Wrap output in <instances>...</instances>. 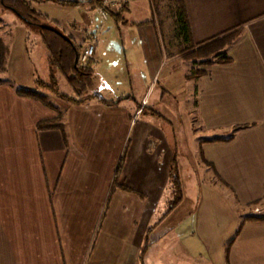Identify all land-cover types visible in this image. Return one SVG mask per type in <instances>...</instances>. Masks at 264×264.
<instances>
[{
  "label": "crops",
  "instance_id": "0c3cea01",
  "mask_svg": "<svg viewBox=\"0 0 264 264\" xmlns=\"http://www.w3.org/2000/svg\"><path fill=\"white\" fill-rule=\"evenodd\" d=\"M101 1L49 0L36 9H45L40 13L60 32L54 14L68 15L71 34L63 31L65 38L80 51L93 44L94 53L104 28L131 21L138 29L149 76L161 74L181 100L185 86L193 85V116L207 136L193 139L194 155L189 153L198 159L193 171L198 179L211 177L221 190L201 191V205L194 209L182 212L181 201L168 212L172 166L179 175L185 170L178 164L188 148L181 128L172 129L168 139L163 127L134 123L120 100L102 99L104 105L94 98L75 106L58 96L54 105L63 112L65 143L59 131L39 132L36 127L56 113L15 92L34 90L29 78L24 87L1 85L0 180L18 185L0 191V264H264V222L246 221L235 236L243 219L261 217L249 216V207L251 213L264 212V0H183L193 45L242 30L228 50L233 63L204 68L206 74L193 81L185 80L189 63L165 55L148 0H131L123 14L113 12L98 25L93 10ZM17 32L8 47L7 64L14 68L26 56L25 37L20 28ZM237 126L248 127L228 143L207 142L230 136ZM24 133L25 157L21 151L11 152L22 148ZM158 133L162 149L157 147ZM8 134L20 145L8 143ZM160 228L178 233L163 252L173 250L166 262L162 255L151 259L149 254L151 245L159 244L152 235ZM232 239L226 263L224 248Z\"/></svg>",
  "mask_w": 264,
  "mask_h": 264
},
{
  "label": "rangeland",
  "instance_id": "374dc122",
  "mask_svg": "<svg viewBox=\"0 0 264 264\" xmlns=\"http://www.w3.org/2000/svg\"><path fill=\"white\" fill-rule=\"evenodd\" d=\"M40 11L44 12L45 9H40ZM40 11L38 13H40ZM54 15L58 18L57 22L61 25V31L71 34V30L67 25L69 19L68 15L61 14L57 16V13ZM165 20L166 21L162 22V31L160 27L157 26L159 33L158 39L161 42L164 53V36L166 39L165 41L176 42L172 37L171 20ZM96 21L98 25L105 23L101 22L98 18ZM128 22L131 23V21ZM130 23L123 24L119 22L117 23L118 25H116V23H110L108 27L102 30L100 34L101 37L97 38V49L92 56V69L95 75L92 81V88L86 93L84 99L89 100L99 96L101 100L103 99L109 103H116L120 100V106L125 107V109L133 115L134 123L146 124L159 129L163 127L165 131H167L165 132V137L168 139L173 135L172 129L176 131L181 128V135H183V137L185 136V144L188 146L186 152V154H188H184L185 156L178 161L180 168L185 169L184 172L179 175L182 188V212L187 209H194L201 205V191L213 188L214 190H221V187L214 180L210 181L211 177H209L208 172L207 176L209 179H206V176L198 179L193 171L195 170L198 160L196 157L192 156L194 154L190 150H195L193 139L195 136H198L200 140L207 138L206 135L200 132V124L193 116L194 97L192 93L194 92V87H192L193 85L187 84L184 91V93H186L185 99L181 100V98H179L180 93L172 90V87L170 88L169 85L164 82L163 77L160 79L161 74L157 72L154 74V79H152V77L149 76L144 53L141 50L142 42L139 41L138 29ZM40 24L53 26L48 23V21H41ZM17 28L21 29L25 37L23 50L26 56L25 59L21 58L20 61H22V64L21 66L18 65V69L16 68L18 67L17 64L15 68L12 64H7L5 72L0 74V79L3 82L13 84L17 87H24L27 78H29L31 89H37L41 95L47 97L56 105L59 100L57 99L58 96H63L65 99L73 98V92L66 80L60 74L51 72L50 69H48L47 52L40 42L38 27L23 23L13 13L3 12L0 14V38L8 47H11V43L19 35ZM129 47H132V49L129 50ZM165 55L167 56L168 54L166 53ZM189 66L190 63L184 67V70L186 72L188 71V73H190L188 70ZM47 69L49 71H47ZM22 76H26V79ZM40 83H44L50 87H42ZM54 90L57 91L58 95L55 94ZM51 94H53L56 99L53 98ZM130 95L131 98H127L128 96L130 97ZM94 102L95 101H92V103ZM7 126L10 128L11 124L7 122ZM155 136L159 140L157 147L162 149L161 133ZM27 138L28 134L24 133L22 148L17 147L11 150V152L14 151L19 153L21 151L25 157L27 152L25 142ZM7 142L13 146H16V144L20 145L19 140H11L9 134ZM152 142L154 143V139ZM28 150H30L29 144ZM17 185L15 180H0V191L4 190L5 186L10 190L17 187ZM4 193L5 192H2V194ZM0 197H2V195H0ZM173 197L175 196L170 197L171 201ZM2 204H4V197ZM7 204H10V202L8 201ZM251 211V207L246 211L249 216L250 214L264 216V212L262 211H260V215L256 214L254 210L253 213H251ZM182 212L173 213L174 218L171 219V221H174ZM241 212L242 211L239 210V213ZM246 212L244 211V214ZM244 214L242 212V215ZM176 234L178 233L168 229H158L152 235L154 238L159 239V244L154 245L153 243L151 245V250L149 252L151 259L153 257L158 258L162 255V261H167L169 256L173 254L171 253L173 250L172 248H168L165 254H163V252L168 245L172 244L176 236L178 237Z\"/></svg>",
  "mask_w": 264,
  "mask_h": 264
},
{
  "label": "trees",
  "instance_id": "16d2710c",
  "mask_svg": "<svg viewBox=\"0 0 264 264\" xmlns=\"http://www.w3.org/2000/svg\"><path fill=\"white\" fill-rule=\"evenodd\" d=\"M49 0H0V14L3 12L13 13L23 23L31 26L38 27V36L41 44L44 46L47 52L48 65L51 72L60 74L68 83L71 88L74 97L66 99L70 104L78 106L84 104L86 101L84 96L92 88V81L94 79V73L92 69V59L90 58L85 64L79 62L80 48L76 47L72 42H69L57 26H47L40 24L41 21H46L42 14L38 13L36 5L47 2ZM102 2V1H101ZM99 2V4H101ZM67 7H77V3L73 2H60ZM97 4V5H99ZM126 3H122L116 13V16L123 14L126 9ZM152 23L160 27L162 31V22L165 19L171 20L174 41H165L163 37V45L165 53L168 55L177 56L182 62L190 63L192 69L190 73L185 77L186 81H193L204 76V68L212 66H227L233 63L232 58L228 55V50L231 48L241 37L242 30L240 28L226 31L220 35H217L205 42L197 45H193L190 39V31L188 22L185 18L183 0H152ZM109 14H113L109 12ZM9 56L8 46L0 39V74H3L6 70ZM78 59L75 64V59ZM8 84L0 79V86ZM42 87H50L44 83H40ZM56 95L57 91L54 90ZM15 92L20 96H25L33 100L38 101L40 104L56 113V118L52 120L42 121L37 124V130L39 132H46L57 130L62 135L63 141L67 142L65 127L62 123L63 112L54 105L47 97L41 95L37 89L28 90L23 88L15 89ZM64 98L63 96H59ZM65 99V98H64ZM96 99L107 105L106 102L96 96ZM248 126H237L233 129L230 136L226 138L212 139L209 143H228L233 140L234 135L247 128ZM201 145L199 143L198 154L201 158ZM203 163L209 167L213 172L212 166L206 162ZM179 174L177 168L173 165L170 174V183L173 190L172 201L168 206V212L172 211L182 201V188L179 181ZM256 204H252L255 206ZM246 221H258L264 222V216L262 217H247L243 219L236 229L235 236L242 228V225ZM233 239L230 240L224 248V259L227 263L229 247Z\"/></svg>",
  "mask_w": 264,
  "mask_h": 264
},
{
  "label": "built area",
  "instance_id": "2783aa9c",
  "mask_svg": "<svg viewBox=\"0 0 264 264\" xmlns=\"http://www.w3.org/2000/svg\"><path fill=\"white\" fill-rule=\"evenodd\" d=\"M129 1L131 0H103L101 4L94 8L93 12L101 22H106L108 20L109 12H117L122 3H128ZM148 1L151 5L152 0ZM94 50L95 48L93 44L86 46L79 54V62L85 64L90 58H92ZM254 211L256 214H261L258 209H255Z\"/></svg>",
  "mask_w": 264,
  "mask_h": 264
},
{
  "label": "water",
  "instance_id": "95a60500",
  "mask_svg": "<svg viewBox=\"0 0 264 264\" xmlns=\"http://www.w3.org/2000/svg\"><path fill=\"white\" fill-rule=\"evenodd\" d=\"M67 40H68V39H67ZM69 42H70V41H69ZM77 62H78V59L76 58V59H75V64H77Z\"/></svg>",
  "mask_w": 264,
  "mask_h": 264
}]
</instances>
